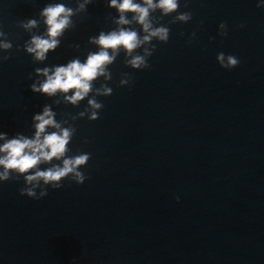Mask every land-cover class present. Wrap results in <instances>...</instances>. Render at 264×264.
<instances>
[{
	"label": "water",
	"instance_id": "water-1",
	"mask_svg": "<svg viewBox=\"0 0 264 264\" xmlns=\"http://www.w3.org/2000/svg\"><path fill=\"white\" fill-rule=\"evenodd\" d=\"M110 2L92 0L39 61L27 47L34 35L47 38L44 9L83 0H0V146L33 139L46 106L60 124L46 134L72 131L65 157L28 173L10 169L0 181V264H264V0H179L188 22L150 10L153 27L170 29L167 43L153 38L131 55L121 48L107 78L92 81L76 104L65 99L75 90L33 92L46 80L36 69L84 63L99 50L89 38L101 31L123 27L143 39L135 21L113 22L119 13ZM30 19L36 27L21 26ZM221 52L239 64L221 68ZM136 55L150 67L133 68ZM83 153V184L69 173L59 189L33 182L45 197L20 195L33 187L28 174Z\"/></svg>",
	"mask_w": 264,
	"mask_h": 264
},
{
	"label": "clouds",
	"instance_id": "clouds-1",
	"mask_svg": "<svg viewBox=\"0 0 264 264\" xmlns=\"http://www.w3.org/2000/svg\"><path fill=\"white\" fill-rule=\"evenodd\" d=\"M92 3V0H83L79 3L76 9L67 7L64 4L49 5L44 9L43 15L46 17L47 38L34 35L31 39L30 46L27 47L29 53H34L35 59L43 61L47 59L49 50H55L60 45L58 37L63 36L68 29L74 28L75 24L72 17L79 12H86L87 5ZM142 6L139 3H134L133 0H111L110 6L117 9L119 19L113 22L117 25H128L133 21L142 26L143 31L147 33L143 39L138 38L137 31L129 30L123 27H118L116 30L109 32L101 31L98 37H90L89 42L98 46V51L89 52L86 61L81 63L80 60L73 59L66 66L61 65L55 67L54 71L49 68L36 69L38 73H42L46 80L40 83L39 87L36 84L31 85L33 92H43L48 96H53L58 91L68 93L70 90H75L71 96H65L72 104L84 99V97L91 91L92 84L99 76H106L107 66L112 64L116 55L121 48L126 50L128 55H131L133 50L137 49L142 43L149 42L153 38L167 43L170 36V29L166 26L153 27V21L150 17V10L157 8L163 10L164 15L178 13L175 20L188 22L192 19L190 12H178L180 4L179 0H159V3H154L153 0H143ZM187 7V3L185 4ZM262 7V5H257ZM126 13H134L131 20L126 18ZM25 29H31L37 26V21L34 19L28 20L21 24ZM221 36L227 35V26L225 23L219 25ZM0 35H4L0 32ZM195 37V33L192 34ZM5 48H10V44H5ZM76 47H79L78 45ZM108 49H112V54H109ZM155 49V45H153ZM147 52V50H146ZM151 56L152 52H147ZM7 59V58H5ZM217 62L221 68L231 70L239 64V60L233 55H225L223 52L216 57ZM129 63L133 68L147 69L150 67L144 56L136 55ZM51 71V74L49 72ZM127 83V81H122ZM99 91V90H98ZM110 89L104 88L103 94L110 93ZM89 104L93 108H100L102 105L96 103L95 100H89ZM54 113L49 107H45L42 115L35 116V137L33 139L19 136L11 139L3 146H0V153L5 155L0 158V165L4 167V172H0V181H7L10 178L9 170H17L19 173H28L29 170L35 169L41 162L52 161L53 158L60 160L65 157L68 149L66 145L69 144L72 138V131L70 129H62L59 132L53 131L46 134L47 128L60 129V124L54 120ZM83 115V113H81ZM97 113L93 112L91 119L97 118ZM43 137V138H41ZM0 139H4L0 135ZM90 158V154L83 153L71 158L63 159V167L53 166L45 171H35L34 174H28L25 180L28 184H32L31 188H23L20 190V195H27L34 199H40L48 195L46 189L42 190L37 196L34 188L40 180L45 184H52L54 189H59L63 185L56 183L61 178L68 176L69 173L74 174L77 184H83L87 177L80 171H77L78 166L85 165ZM37 182V184H33ZM179 198L177 197V200Z\"/></svg>",
	"mask_w": 264,
	"mask_h": 264
}]
</instances>
